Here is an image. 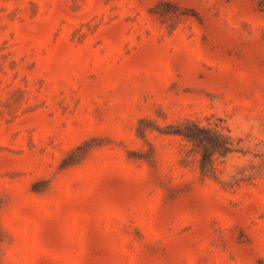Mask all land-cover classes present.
<instances>
[{"label":"rangeland","instance_id":"374dc122","mask_svg":"<svg viewBox=\"0 0 264 264\" xmlns=\"http://www.w3.org/2000/svg\"><path fill=\"white\" fill-rule=\"evenodd\" d=\"M0 264H264V0H0Z\"/></svg>","mask_w":264,"mask_h":264},{"label":"trees","instance_id":"16d2710c","mask_svg":"<svg viewBox=\"0 0 264 264\" xmlns=\"http://www.w3.org/2000/svg\"><path fill=\"white\" fill-rule=\"evenodd\" d=\"M200 131H207V129H205L204 127H201L197 123L191 124L190 122H187L186 124H184V129L181 128L177 132L179 134L183 135L184 137L188 138L189 140L201 142V144H204L206 142L202 138V136L199 134ZM208 142H209V144H211V146L213 148L212 151L219 150L221 152H225V151L229 150V147H227L226 145H214V143H212L210 140ZM217 148H219V149H217Z\"/></svg>","mask_w":264,"mask_h":264}]
</instances>
